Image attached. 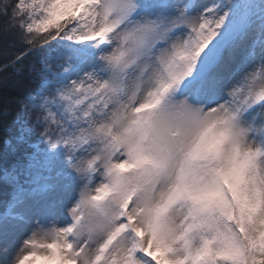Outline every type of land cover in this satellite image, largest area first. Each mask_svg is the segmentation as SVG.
Segmentation results:
<instances>
[{
	"label": "snow or ice",
	"instance_id": "obj_1",
	"mask_svg": "<svg viewBox=\"0 0 264 264\" xmlns=\"http://www.w3.org/2000/svg\"><path fill=\"white\" fill-rule=\"evenodd\" d=\"M0 39L2 264H264V0H0Z\"/></svg>",
	"mask_w": 264,
	"mask_h": 264
},
{
	"label": "trees",
	"instance_id": "obj_2",
	"mask_svg": "<svg viewBox=\"0 0 264 264\" xmlns=\"http://www.w3.org/2000/svg\"><path fill=\"white\" fill-rule=\"evenodd\" d=\"M3 47L4 41L0 39V52H2ZM31 59L33 57H29V60ZM3 63H5V60L3 55L0 54V64ZM6 75L9 76L7 80H5ZM17 80H20V82L17 83ZM29 87H32V85L27 80L0 72V110L5 107L6 100H13L17 96H22L24 91ZM7 107L10 112L8 117L5 118L0 115V205H2L6 198L7 192L10 191V188L3 179L4 172H11L16 166L27 162L26 157L32 151L29 143L34 142L36 139L34 134L28 138V143L21 142L18 139L21 125L13 123L17 106L13 102L8 104ZM26 127H31V124L26 125Z\"/></svg>",
	"mask_w": 264,
	"mask_h": 264
},
{
	"label": "rangeland",
	"instance_id": "obj_3",
	"mask_svg": "<svg viewBox=\"0 0 264 264\" xmlns=\"http://www.w3.org/2000/svg\"><path fill=\"white\" fill-rule=\"evenodd\" d=\"M201 2H203V3H207L208 0H201ZM22 239H23V237H21V238L16 242L17 246H18L19 243L22 241ZM149 259H150V258H149Z\"/></svg>",
	"mask_w": 264,
	"mask_h": 264
},
{
	"label": "bare ground",
	"instance_id": "obj_4",
	"mask_svg": "<svg viewBox=\"0 0 264 264\" xmlns=\"http://www.w3.org/2000/svg\"><path fill=\"white\" fill-rule=\"evenodd\" d=\"M0 264H2V261H0Z\"/></svg>",
	"mask_w": 264,
	"mask_h": 264
}]
</instances>
